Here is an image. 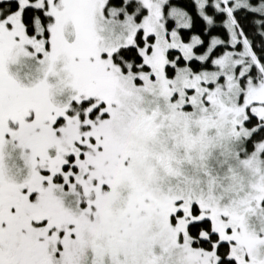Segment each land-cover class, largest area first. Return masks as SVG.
I'll return each mask as SVG.
<instances>
[{"label": "snow or ice", "instance_id": "6c2138e0", "mask_svg": "<svg viewBox=\"0 0 264 264\" xmlns=\"http://www.w3.org/2000/svg\"><path fill=\"white\" fill-rule=\"evenodd\" d=\"M0 264H264V0H0Z\"/></svg>", "mask_w": 264, "mask_h": 264}]
</instances>
